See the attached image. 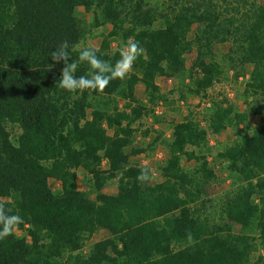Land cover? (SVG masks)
I'll use <instances>...</instances> for the list:
<instances>
[{
    "label": "trees",
    "instance_id": "1",
    "mask_svg": "<svg viewBox=\"0 0 264 264\" xmlns=\"http://www.w3.org/2000/svg\"><path fill=\"white\" fill-rule=\"evenodd\" d=\"M80 8L94 27H110L94 48L100 59L114 65L129 38L144 49L103 92L62 90L51 68L60 42L73 60L82 50ZM220 45L227 51L217 56ZM226 68L249 73L246 109L214 103L207 128L193 116L175 124L162 180L153 181L149 166L132 161L145 150L128 152L135 125L154 113L137 87L154 106L166 102L158 78L189 80L187 91L200 96ZM88 71L81 63L76 75ZM255 117L264 118V0H0V199L24 220L0 239V264H264V123L251 128ZM241 125L247 133L218 153L217 171L209 134ZM141 169L150 181L137 180Z\"/></svg>",
    "mask_w": 264,
    "mask_h": 264
},
{
    "label": "rangeland",
    "instance_id": "2",
    "mask_svg": "<svg viewBox=\"0 0 264 264\" xmlns=\"http://www.w3.org/2000/svg\"><path fill=\"white\" fill-rule=\"evenodd\" d=\"M77 16L82 20L83 26L88 31L86 37L78 45V49L83 47L99 48L102 39L110 31V27H94L93 13H88L84 9L80 8L77 10ZM192 38L193 36L190 35ZM120 44L118 40L112 44V49H120ZM227 45H220L216 47L215 53L217 56L224 55L227 51ZM196 57V52L194 51L188 57L187 67H191L194 58ZM240 69L226 68L224 76L205 94L200 96H195L190 94L186 85L189 83L187 80L184 84L178 79H166L158 78L157 84L160 87L162 95L165 97L166 102L159 101L154 106L149 105L148 98L146 97L145 91L141 86L136 89V98L143 102L147 108H152L154 113L142 118L139 123L135 125V137L133 145L129 148L138 147L145 151L132 158L134 163L147 165L151 168L155 182H160L161 168L163 166L164 159L166 158V144L172 138V131L175 124L183 121L186 117L193 116L198 121L202 122L203 127H208L205 119L210 114L209 109L213 108L214 103H222L224 107L232 105L235 112H242L246 109V104L243 100V92L245 84L248 80L249 73L246 71V76L241 75ZM240 73L241 76H238ZM184 95L185 99L181 96ZM126 104V101H120V108ZM124 109V108H123ZM264 123L263 117L250 118V126L252 128L256 125H261ZM111 133V132H110ZM148 133V135H146ZM247 133L246 128L241 125L237 129L235 126L228 128L226 132L221 135L209 134V146L211 148V155H209V160L212 161V166H215L216 170L221 171L222 166L219 165L217 155L225 146L231 144L238 136ZM14 133V141H15ZM208 155V154H207ZM214 161V162H213ZM192 163H188L185 159L183 160L184 167H189ZM78 185L79 187L88 190L91 186L90 179L88 175L83 170H78ZM220 179L225 177V174L220 172ZM50 186L54 192L60 190L59 182L51 179ZM224 189L222 181L215 184V187L210 190L211 197H216L221 195ZM107 193H113L116 191V182L113 181L105 189ZM5 200L0 199V204ZM18 235H24V232L16 231ZM96 241L92 239L86 244L85 251H88L91 244Z\"/></svg>",
    "mask_w": 264,
    "mask_h": 264
},
{
    "label": "clouds",
    "instance_id": "3",
    "mask_svg": "<svg viewBox=\"0 0 264 264\" xmlns=\"http://www.w3.org/2000/svg\"><path fill=\"white\" fill-rule=\"evenodd\" d=\"M68 41L60 42L51 52V68L56 73V80L62 90L68 92L99 91L103 92L115 79H125L144 49L138 41L129 38L120 49V58L113 65L100 59L91 47H83L77 59L73 60L69 53ZM81 63L89 66L84 75H76ZM58 69V71H56ZM137 180L144 183L151 180V170L141 169ZM24 222L18 214H11V209L0 204V239L11 235L15 228Z\"/></svg>",
    "mask_w": 264,
    "mask_h": 264
}]
</instances>
